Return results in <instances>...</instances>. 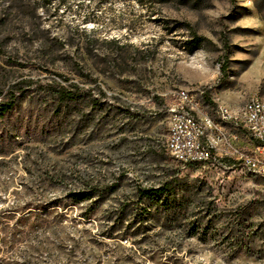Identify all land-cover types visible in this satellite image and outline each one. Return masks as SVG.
<instances>
[{"label": "rangeland", "instance_id": "rangeland-1", "mask_svg": "<svg viewBox=\"0 0 264 264\" xmlns=\"http://www.w3.org/2000/svg\"><path fill=\"white\" fill-rule=\"evenodd\" d=\"M181 89L264 97V0H0V264H264V178L167 151Z\"/></svg>", "mask_w": 264, "mask_h": 264}, {"label": "built area", "instance_id": "built-area-1", "mask_svg": "<svg viewBox=\"0 0 264 264\" xmlns=\"http://www.w3.org/2000/svg\"><path fill=\"white\" fill-rule=\"evenodd\" d=\"M172 99L182 102L180 117H173V107L167 109L169 121L178 123L175 139H170L168 146V153L176 162L199 169L216 166L231 169L241 165L264 174V109L259 97L244 107L250 109V116L228 120V129L207 122L206 114L197 109L195 91L193 96H185L181 89ZM181 113L190 114V123L181 122ZM218 114L226 117L224 110H218ZM198 136H205L203 153L195 151Z\"/></svg>", "mask_w": 264, "mask_h": 264}, {"label": "bare ground", "instance_id": "bare-ground-1", "mask_svg": "<svg viewBox=\"0 0 264 264\" xmlns=\"http://www.w3.org/2000/svg\"><path fill=\"white\" fill-rule=\"evenodd\" d=\"M194 91L195 90L183 89V94L185 96H193ZM202 96H203L202 93L195 91V102H196L197 109H199L201 114H206L208 123H213L216 127H220L221 129H228V120H237V119H241V117L250 116L249 108H243L239 113H234L226 105H223L220 103H216L211 109H209L207 108L208 106L206 107L204 105ZM256 97H259L260 107L264 109V97L258 94L251 95L244 107H249L253 98H256ZM170 107H173V117H180V109H182V102H176V99H174V102ZM218 110H224L226 112V117L219 115ZM181 122L190 123V114L181 113ZM176 130H178V123L169 121V129H168V137H167V151H168V146L170 144V139H175ZM204 143H205V136H198L196 138V143H195L196 153H203ZM216 167L221 168L223 166H216ZM246 170H248L254 175L264 178V174L261 171H256L254 169H246Z\"/></svg>", "mask_w": 264, "mask_h": 264}, {"label": "trees", "instance_id": "trees-1", "mask_svg": "<svg viewBox=\"0 0 264 264\" xmlns=\"http://www.w3.org/2000/svg\"><path fill=\"white\" fill-rule=\"evenodd\" d=\"M204 41V39H200L198 37H193L192 40L188 43V50L193 51L195 48L200 46V44ZM56 94L59 97L60 101L63 102H77L81 100L85 95L86 92L83 89H79L76 87L73 88H67L64 86H58V88L55 90ZM24 91H11L10 97L6 101H2L0 103V121L4 120L6 117H8L15 109L20 101V99L23 98ZM2 93L0 92V96ZM4 135L2 134V131H0V157L4 155V144L3 143ZM169 188V185H165L162 188L158 189H139V195L141 197H150L154 195H159L165 193ZM84 191L79 192L71 195V198L73 201L77 204H80L82 202H85L87 200H92L96 196V191Z\"/></svg>", "mask_w": 264, "mask_h": 264}]
</instances>
